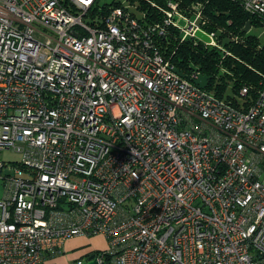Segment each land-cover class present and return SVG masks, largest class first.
Returning a JSON list of instances; mask_svg holds the SVG:
<instances>
[{
  "label": "built area",
  "instance_id": "1",
  "mask_svg": "<svg viewBox=\"0 0 264 264\" xmlns=\"http://www.w3.org/2000/svg\"><path fill=\"white\" fill-rule=\"evenodd\" d=\"M140 1L0 0V264L76 238L107 245L68 264H264V89L246 111L202 89L161 47L223 49L200 5Z\"/></svg>",
  "mask_w": 264,
  "mask_h": 264
},
{
  "label": "trees",
  "instance_id": "2",
  "mask_svg": "<svg viewBox=\"0 0 264 264\" xmlns=\"http://www.w3.org/2000/svg\"><path fill=\"white\" fill-rule=\"evenodd\" d=\"M154 1L165 8L170 1H178L179 9L191 20L196 17V4L200 5L198 24L206 31L215 32L218 41L224 42L226 50L222 52L193 39L181 41V32L169 27L167 36L162 40V49L164 55L171 57L176 68L187 72L196 70L206 75L211 81L209 89L214 84L219 98H228L238 104L237 95L243 88L249 89L251 98L255 96L264 77V46L251 32H242L249 21L254 24L255 20L245 12L240 0ZM145 9L151 15L156 13L151 6H145ZM181 23L186 25L185 20ZM235 37L239 41L234 40ZM239 100L243 102L241 98Z\"/></svg>",
  "mask_w": 264,
  "mask_h": 264
},
{
  "label": "rangeland",
  "instance_id": "3",
  "mask_svg": "<svg viewBox=\"0 0 264 264\" xmlns=\"http://www.w3.org/2000/svg\"><path fill=\"white\" fill-rule=\"evenodd\" d=\"M122 1H124V0H122ZM113 2V0H101V3H102V5L104 4V3H108V4H110V3H112ZM137 2H140V4H141V8H142V10H146L145 9V4L143 3V2H141L140 0H137ZM149 14V13H148ZM151 14H149V16H150ZM149 22H152V19H149ZM182 24V23H181ZM251 28H250V31L249 32H251L253 35H255L258 39H259V41H260V44L262 45V46H264V26H262V23L259 21V20H255V23L253 24V21L251 22ZM182 25H184V23L182 24ZM43 29H44V31L45 32H47V31H49V29L48 28H46V27H43ZM204 29V28H203ZM205 30V29H204ZM206 31V30H205ZM209 32V31H208ZM248 32V33H249ZM246 34V33H245ZM234 39V38H233ZM217 41H218V38H217ZM223 43L224 42H220V41H218V44H221L222 45V47H223V49H225V47H224V45H223ZM161 47H162V45H161ZM226 50V49H225ZM163 54H164V51H163ZM165 58L166 59H170V61H171V63L173 64V61H172V59H171V57H167L166 55H165ZM174 65V64H173ZM175 66V65H174ZM178 69V68H177ZM223 69V71H225L224 70V68H222ZM180 70V69H179ZM182 71V70H181ZM194 71H196V70H194ZM186 74H188V73H190V72H192V71H189V72H187L186 70L184 71ZM201 73V72H200ZM204 75V74H203ZM210 83H211V81H210V79H209V83H208V85H207V87L206 88H202V89H204V90H206V91H210V92H212L213 93V95L216 97V98H218V99H222V98H219V96L217 95V94H215V92L216 91H218L217 90V87L213 84V86H212V88L211 89H209V87H210ZM264 77L261 79V82H260V84H259V89H258V91H257V93L255 94V96H253L252 98H251V96H250V91H249V93L246 95V96H242L241 95V91L239 92V95H237V101L239 102V98H241V99H244L245 100V103L243 104L244 105V111H246L247 110V108H248V106L249 105H256V103H257V101L259 100V98H260V91L262 90V89H264ZM221 87H219V89H220ZM233 99H236V98H233ZM224 101H226V102H228L229 104H234V105H239V103L238 104H236L233 100H231V99H223ZM1 158L2 159H4L5 161H18V159H19V156H18V154H16L13 150H6L5 152H3L2 154H1ZM102 247H104V246H101V249H103ZM82 251V249H81V247H77V248H75V249H73V250H70V254H74V257H76L78 254H79V252H81ZM94 255H96L95 253H93ZM93 256V255H92ZM91 257V256H90ZM81 261H86L87 259H86V257H83V258H81L80 259Z\"/></svg>",
  "mask_w": 264,
  "mask_h": 264
},
{
  "label": "crops",
  "instance_id": "4",
  "mask_svg": "<svg viewBox=\"0 0 264 264\" xmlns=\"http://www.w3.org/2000/svg\"><path fill=\"white\" fill-rule=\"evenodd\" d=\"M107 243L104 239L101 238H86V239H72L69 240L66 243V252L64 254V257L57 258L53 260L51 264H68L69 261L73 260L74 258L85 254L89 251H92L98 247L104 246L106 247ZM81 247L82 251L79 252V254L74 257V254H70V250H73L74 248ZM102 247V248H104Z\"/></svg>",
  "mask_w": 264,
  "mask_h": 264
},
{
  "label": "water",
  "instance_id": "5",
  "mask_svg": "<svg viewBox=\"0 0 264 264\" xmlns=\"http://www.w3.org/2000/svg\"><path fill=\"white\" fill-rule=\"evenodd\" d=\"M251 21H249L246 26L243 28V33H248L250 31V28H251ZM196 37L204 42H210V38L205 34L203 33L202 31H198L196 33ZM176 71L183 77L184 74H182L181 72H179V70L176 69ZM196 84L199 85L201 88H206L208 83H209V78L206 76V75H203V76H200L197 80H195ZM91 258H94V255L91 256ZM89 264H96V262H91Z\"/></svg>",
  "mask_w": 264,
  "mask_h": 264
},
{
  "label": "bare ground",
  "instance_id": "6",
  "mask_svg": "<svg viewBox=\"0 0 264 264\" xmlns=\"http://www.w3.org/2000/svg\"><path fill=\"white\" fill-rule=\"evenodd\" d=\"M254 18V17H253ZM214 41H215V38H214ZM236 41H239V39H237ZM217 49H219V50H221L222 52H223V49L221 48V46H217L216 47ZM229 54V53H228ZM9 258H10V255H9ZM8 263H9V261H8ZM97 264V263H96Z\"/></svg>",
  "mask_w": 264,
  "mask_h": 264
}]
</instances>
